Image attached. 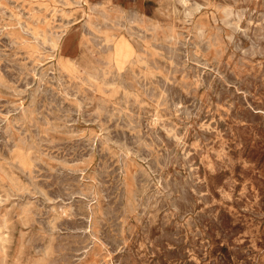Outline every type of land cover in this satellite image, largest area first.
<instances>
[{"label":"rangeland","instance_id":"374dc122","mask_svg":"<svg viewBox=\"0 0 264 264\" xmlns=\"http://www.w3.org/2000/svg\"><path fill=\"white\" fill-rule=\"evenodd\" d=\"M101 1L0 0V264H264V0Z\"/></svg>","mask_w":264,"mask_h":264},{"label":"bare ground","instance_id":"6f19581e","mask_svg":"<svg viewBox=\"0 0 264 264\" xmlns=\"http://www.w3.org/2000/svg\"><path fill=\"white\" fill-rule=\"evenodd\" d=\"M85 2H87V3H89L90 2V0H85ZM11 3V2H10ZM106 3H107V1L106 0H103V1H101L100 3H98V4H100V11H101V15L103 16V18H107V11H108V8H107V6L108 5H106ZM65 4V3H64ZM18 5V4H17ZM25 6V5H24ZM92 6V5H91ZM95 7V6H94ZM185 7V6H184ZM93 9V8H92ZM95 10H96V8H95ZM98 11V10H97ZM4 13H5V11H4ZM24 14V13H23ZM30 14V13H29ZM136 15V14H135ZM57 16V15H56ZM30 17V16H29ZM116 17V16H115ZM130 17V16H129ZM119 18V17H118ZM52 19V18H51ZM57 19V18H56ZM66 19V18H65ZM73 19V18H72ZM120 19H122V18H120ZM133 19V18H132ZM63 20V19H62ZM139 20V19H138ZM83 21V20H82ZM105 21H106V19H105ZM111 21V20H110ZM118 21V20H117ZM128 21V20H127ZM20 22V21H19ZM24 22V21H23ZM34 22V21H33ZM85 22V21H84ZM97 22V21H96ZM130 22V21H129ZM109 23V22H108ZM24 24V23H23ZM97 24V23H96ZM26 25V24H25ZM56 25V24H55ZM86 25V24H85ZM102 25V24H101ZM109 25V24H108ZM87 26V25H86ZM103 26V25H102ZM14 27V26H13ZM21 27V26H20ZM105 27V26H104ZM30 28V27H29ZM4 29V28H3ZM63 30V29H62ZM25 31V30H24ZM57 31V30H56ZM88 31V30H87ZM54 32V31H53ZM92 32V31H91ZM27 33H29V32H27ZM26 34V33H25ZM56 34V33H55ZM6 36H8V35H6ZM60 36H61V34L60 35H55V36H52V38H51V42H52V46L54 47V48H56V49H59V54H60V56L61 57H63L64 59H65V62L66 63H71V60H72V58L70 57V53H67V50H69L70 49V43H71V40H66L65 42H63V43H65V44H61V42H60ZM141 37V36H140ZM33 38V37H32ZM37 38V37H36ZM259 38V37H258ZM93 39V38H92ZM95 39V38H94ZM135 39V38H134ZM133 39V40H134ZM24 41V40H23ZM258 41V40H257ZM14 42V41H13ZM31 42V41H30ZM99 42V41H98ZM37 43V42H36ZM137 43H138V41H137ZM115 44V50H114V53H113V58L115 59V61H116V63L117 64H120L123 60H126L125 58L132 52V50H131V48L129 47V45H128V43H126L123 39H119L117 42H115L114 43ZM140 44V43H139ZM155 44V43H154ZM104 45V44H103ZM49 46V45H48ZM102 46V45H101ZM101 46H100V48H101ZM137 46V45H136ZM140 46V45H139ZM138 46V47H139ZM142 46V45H141ZM44 47V46H43ZM105 47V46H104ZM42 48V47H41ZM107 48V47H106ZM140 48V47H139ZM48 49V48H47ZM52 49V48H51ZM45 51V50H44ZM170 52V51H169ZM53 53V52H52ZM159 54V53H158ZM42 56V55H41ZM44 57V56H43ZM96 58H98V57H96ZM145 59V58H144ZM157 59V58H156ZM30 60V59H29ZM128 61V60H127ZM149 61H152V60H149ZM28 62V61H27ZM40 63V62H39ZM44 63V62H43ZM53 63V62H52ZM77 63V62H76ZM124 63V62H123ZM30 64V63H29ZM41 64V63H40ZM70 65V64H69ZM42 66V65H41ZM121 67V66H120ZM25 69V68H24ZM54 69V68H53ZM169 69V68H168ZM22 70V69H21ZM85 70V69H84ZM32 71V70H31ZM27 72V71H26ZM168 72H170V71H168ZM37 73V72H36ZM35 73V74H36ZM172 73V72H171ZM56 74V73H55ZM58 74V73H57ZM60 74V73H59ZM64 74V73H63ZM48 75V74H47ZM55 76V75H54ZM63 76V75H62ZM85 76V75H84ZM119 76H120V74H119ZM185 76V75H184ZM201 77V76H200ZM25 78V77H24ZM167 78H169V77H167ZM171 78V77H170ZM22 79V78H21ZM48 79V78H47ZM112 80H114L113 78H111ZM122 79V78H121ZM120 79V80H121ZM174 79V78H173ZM56 80V79H55ZM202 80V79H201ZM61 81H63V80H61ZM79 81V80H78ZM77 81V82H78ZM124 81V80H123ZM146 81V80H145ZM73 82H75V81H73ZM161 82V81H160ZM79 83V82H78ZM163 83V82H162ZM185 83V82H184ZM147 84V83H146ZM183 84V83H182ZM17 85V84H16ZM57 85V84H56ZM40 86V85H39ZM65 86V85H64ZM67 86V85H66ZM142 86V85H141ZM169 86V85H168ZM165 86H163V88H164ZM47 88V87H46ZM162 88V89H163ZM167 88V87H166ZM192 88V87H191ZM190 88V89H191ZM58 89V88H57ZM133 89V88H132ZM153 89V88H152ZM41 90H42V88H41ZM46 90V89H45ZM60 90V89H59ZM52 91V90H51ZM51 91H50V95H51ZM67 91V90H66ZM152 91V90H151ZM68 92V91H67ZM46 93V92H45ZM53 93V92H52ZM151 93V92H150ZM170 93V92H169ZM122 94V93H121ZM62 95H64V94H62ZM78 95V94H77ZM122 97V96H121ZM173 97V96H172ZM78 98H80V97H78ZM45 99V98H44ZM122 99V98H121ZM76 100V99H75ZM182 100V99H181ZM64 101V100H63ZM171 102V101H170ZM42 104V103H41ZM119 104V103H118ZM19 105V104H18ZM71 105V104H70ZM81 105H83L82 103H81ZM37 106V105H36ZM35 106V107H36ZM74 106V105H73ZM126 106V105H125ZM24 107V106H23ZM114 107V106H113ZM197 107V106H196ZM20 108V107H19ZM118 108V107H117ZM181 108H183V107H181ZM35 109V108H34ZM71 109V108H70ZM113 110V109H112ZM195 110V109H194ZM22 112V111H21ZM20 113V112H19ZM48 113V112H47ZM117 113V112H116ZM126 113V112H125ZM189 113V112H188ZM263 113V112H262ZM190 114V113H189ZM193 114V113H192ZM22 115V114H21ZM121 115V114H120ZM128 115V114H127ZM121 117V116H120ZM188 117V116H187ZM41 118V117H40ZM43 118V117H42ZM55 118V117H54ZM3 119V118H2ZM7 119V118H6ZM4 120V119H3ZM201 121V120H200ZM17 122V121H16ZM3 123V122H2ZM1 123V124H2ZM8 124V123H7ZM14 124V123H13ZM35 124V123H34ZM6 125V124H5ZM31 125V124H30ZM57 127V126H56ZM64 127V126H63ZM1 128V127H0ZM58 128V127H57ZM10 130V129H9ZM22 130V129H21ZM154 130V129H153ZM7 132H8V129H7ZM5 133V132H4ZM37 133V132H36ZM150 134V133H149ZM25 137V136H24ZM28 137V136H27ZM40 137V136H39ZM44 137V136H43ZM81 137V136H80ZM107 137V136H106ZM79 138V137H78ZM92 138V137H91ZM94 138V137H93ZM5 139V138H4ZM39 140V139H38ZM51 140V139H50ZM83 141V140H82ZM87 141H89L88 140V138H87ZM94 141H96V140H94ZM107 141V140H106ZM77 142V141H76ZM75 142V143H76ZM102 142V141H101ZM180 142V141H179ZM7 143V142H6ZM32 143V142H31ZM40 143V142H39ZM45 143V142H44ZM83 143V142H82ZM93 143V142H92ZM5 144V143H4ZM43 144V143H42ZM91 144V143H90ZM96 144V143H95ZM109 144V143H108ZM78 145H79V143H78ZM81 145V144H80ZM1 146V145H0ZM88 146V145H87ZM94 147H95V145H94ZM97 148H98V146H97ZM107 148V147H106ZM94 150V149H93ZM104 150V149H103ZM108 150V149H107ZM119 151H121V150H119ZM102 153V152H101ZM121 153V152H120ZM38 162V161H37ZM34 165V164H33ZM33 168V167H32ZM37 170V169H36ZM141 171V170H140ZM25 172V171H24ZM28 172V171H27ZM25 174V173H24ZM38 175V174H37ZM80 175V174H79ZM78 175V176H79ZM88 177V176H87ZM25 178V177H24ZM82 180V179H81ZM149 180V179H148ZM150 181H151V179H150ZM34 182V181H33ZM152 183V182H151ZM189 183V182H188ZM159 184V183H158ZM185 184V183H184ZM189 185V184H188ZM187 185V186H188ZM5 186V185H4ZM77 186V185H76ZM94 186V185H93ZM180 186V185H179ZM195 186V185H194ZM85 187V186H84ZM178 187V186H177ZM36 188V187H35ZM179 188V187H178ZM186 188V187H185ZM69 189V188H68ZM95 190V189H94ZM77 191H79V190H77ZM92 191V190H91ZM40 192V191H39ZM71 192V191H70ZM182 192V191H181ZM38 193V192H37ZM85 194V193H84ZM183 194V193H182ZM45 196V195H44ZM43 196V197H44ZM52 196V195H51ZM87 196V195H86ZM151 196V195H150ZM73 197V196H72ZM180 197V196H179ZM186 197V196H185ZM45 198V197H44ZM92 198V197H91ZM96 198V197H95ZM47 199V198H46ZM72 199V198H71ZM74 199V198H73ZM182 199V198H181ZM3 200V199H2ZM43 200V199H42ZM52 200V199H51ZM91 200V199H90ZM189 200V199H188ZM51 202V201H50ZM76 202V201H75ZM85 202V201H84ZM183 202V201H182ZM87 203V202H86ZM49 204V203H48ZM65 204V203H64ZM90 204V203H89ZM178 204V203H177ZM182 204H184V203H182ZM190 204V203H189ZM43 205H45V204H43ZM45 206H47V205H45ZM89 206V205H88ZM183 208H184V206H183ZM50 209H52V208H50ZM190 209V208H189ZM73 210V209H72ZM193 210V209H192ZM54 211V210H53ZM63 211V210H62ZM186 211H188V210H186ZM63 213V212H62ZM66 214H67V212H66ZM88 217V216H87ZM37 219V218H36ZM68 219H69V217H68ZM71 219V218H70ZM85 219V218H84ZM86 220V219H85ZM89 220V219H88ZM59 221V220H58ZM78 227V226H77ZM69 228V227H68ZM79 229V228H78ZM89 229V228H88ZM81 230V229H80ZM86 230V229H85ZM50 231V230H49ZM91 232H92V230H90ZM90 234V233H89ZM88 236V235H87ZM57 237H59L58 235H57ZM37 238V237H36ZM93 238V237H92ZM174 239V238H173ZM122 240V239H121ZM104 241V240H103ZM108 243V242H107ZM121 243V242H120ZM34 245V244H33ZM87 245V244H86ZM83 246H85V245H83ZM86 247V246H85ZM88 247V246H87ZM103 248V247H102ZM116 250V249H115ZM109 254V253H108ZM62 256V255H61ZM118 257H119V254H118ZM117 260V259H116ZM124 260V259H123ZM51 263V262H50Z\"/></svg>","mask_w":264,"mask_h":264}]
</instances>
